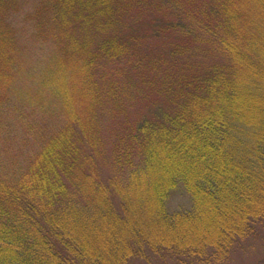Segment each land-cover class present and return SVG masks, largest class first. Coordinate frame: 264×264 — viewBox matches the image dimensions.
Wrapping results in <instances>:
<instances>
[{"label":"trees","instance_id":"1","mask_svg":"<svg viewBox=\"0 0 264 264\" xmlns=\"http://www.w3.org/2000/svg\"><path fill=\"white\" fill-rule=\"evenodd\" d=\"M0 141V264L225 260L264 237V0H0Z\"/></svg>","mask_w":264,"mask_h":264},{"label":"rangeland","instance_id":"2","mask_svg":"<svg viewBox=\"0 0 264 264\" xmlns=\"http://www.w3.org/2000/svg\"><path fill=\"white\" fill-rule=\"evenodd\" d=\"M22 23L23 22L17 23L18 29L21 28ZM29 28L30 26L26 25L24 27V33L21 32L19 34V43L22 44L24 48L21 59V67L24 72V79L20 82L19 86L20 90L25 88L26 97L24 98L23 103H25V101L29 98V89L36 88L37 84L34 81L35 78H33L35 77L34 73L40 72V70L42 72L46 71L53 64V56L52 54H49V48L48 50L41 48L40 42L38 40L32 39V35H30L32 31ZM43 87H45V85ZM33 113L35 114H33L32 117L29 116L30 121H32V119L43 120L45 114L51 113V107L49 106L48 102L44 103L40 98L37 100V102H34ZM4 117L6 118L4 120H8V113ZM3 147V141H0V148ZM189 203V198L186 196V193L180 190L174 192L171 195L169 205L173 210H178L180 208L189 206ZM262 258H264V237L251 238L246 240L243 246H240L236 251L230 253L229 257H227L225 260H221L213 264H255Z\"/></svg>","mask_w":264,"mask_h":264}]
</instances>
